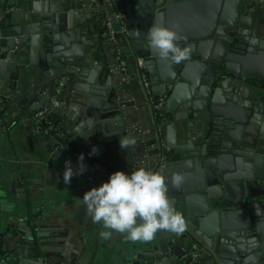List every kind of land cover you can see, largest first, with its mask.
Instances as JSON below:
<instances>
[{
  "label": "water",
  "instance_id": "1",
  "mask_svg": "<svg viewBox=\"0 0 264 264\" xmlns=\"http://www.w3.org/2000/svg\"><path fill=\"white\" fill-rule=\"evenodd\" d=\"M257 1L263 4V0ZM118 2L124 14V23L115 25L118 41L129 50L131 57L143 60L142 68L147 72L153 89L170 94L168 104L179 90H186L184 104L175 116V124L183 132V145L172 143L170 145L174 148L166 153L164 168L169 180L176 170L194 171L200 175L206 181L207 195L213 200V205L208 207L209 214L220 216L224 228L237 230L223 231L216 236L205 235L201 232L204 219L199 222L198 229L193 225V231L185 235L170 231L165 233L163 230L161 239L170 238L169 241L153 245L152 251H139V255H143L139 261L143 264H159L156 260L161 258L164 250L168 246H177L174 248L178 255L176 264H196L190 263L192 257L188 255L196 245L203 248L202 254L211 260L209 264H235L241 257L246 258L247 254L255 263L243 264H264V185L259 183L264 179V146L250 142L253 146L248 156L254 159L256 171L240 176L226 173L216 156L220 152V142L223 148L228 147L224 137L219 134L226 135L231 128L245 130L249 117L264 107V29L260 21L264 9L255 4L256 0ZM232 5H236L237 10L230 16L226 10ZM255 12L258 19L248 31L245 28ZM35 13L34 21L28 12L23 13L20 21L16 14L0 19V89L6 91L7 95L18 92L19 82L23 83V78L30 73L27 59L33 63L37 54L38 66L49 73L55 87L62 89L61 93L47 96L43 104L47 108L53 100L69 102V94L74 97V91L81 90L78 83L74 87L68 83L84 79L80 68L88 65L92 59L90 50L93 43L84 47L71 44L81 34V10L73 12L74 18L70 13L58 15L55 24L46 20L49 14L40 10H35ZM78 13L80 17L76 16ZM153 25L176 31L179 37L177 44L190 49L189 58L176 63L170 57H161L148 39L147 33ZM48 28L53 34L43 33ZM123 28L124 32L121 31ZM28 38L30 49L27 58L23 51ZM168 70H171L169 75ZM218 93L224 99L223 107L218 106ZM105 96L113 110L119 106L113 104L118 99L116 88L112 92H105ZM87 107L89 113L83 116V121L90 130H83L81 135H76L77 142L92 134L96 121L104 125L107 122L104 117L95 119L92 114L103 106L98 108L89 102ZM63 110V107H53L50 114L55 116L56 121L57 113ZM170 110V106L166 105L162 113ZM89 114L93 117L89 118ZM114 121L117 127H121L124 122L122 115H117ZM196 132H199V136L192 141L191 134ZM222 154H219L220 157ZM171 155H174L178 165L169 161ZM102 160L107 161L105 157ZM108 177L109 173H104L88 190L100 186ZM87 214L83 202L77 207L75 219L81 220ZM24 221L18 228L8 231V236L0 233V264H21L18 254L36 257L33 261L35 264H82L74 257L76 253L74 258L68 257L66 250L69 242L66 248L56 241L38 242L43 236L40 228L45 225L43 221L32 226L27 218ZM190 222L186 220L187 225ZM64 234L63 238L67 239L70 232ZM16 237L19 238L14 241ZM242 241L247 243L242 246ZM148 242L151 244L152 240ZM246 261H249L248 258ZM129 264L139 263L135 260Z\"/></svg>",
  "mask_w": 264,
  "mask_h": 264
},
{
  "label": "crops",
  "instance_id": "2",
  "mask_svg": "<svg viewBox=\"0 0 264 264\" xmlns=\"http://www.w3.org/2000/svg\"><path fill=\"white\" fill-rule=\"evenodd\" d=\"M255 4L264 9V0L263 4L258 3L257 0ZM235 6L232 5L226 10L230 16L236 13ZM120 7L118 0H97L91 5H85L81 0H0V19L16 14L20 21L23 13L28 12L34 21L35 10H40L49 14L46 20L55 24L58 15L70 13L74 18L73 12L81 10L83 21L81 34L71 41V44L84 47L93 43L90 50L92 59L87 63L88 65L80 68L84 79H76L68 83L73 87L78 83L81 90L74 91V97L69 94V102L53 100L47 107L50 112L53 107L64 108L62 113H57L56 121L55 116L50 114V117L60 125L72 143V147H68L67 150L55 149L54 140L39 132L30 117L31 113L45 109L43 104L46 103L48 95L62 91L55 87L49 73L38 66L37 54L34 56L33 63L27 59L30 73L26 74L22 81L27 86L20 81L18 92L12 95H7L6 91L0 89V92L7 95V98H0V233L8 236L7 232L24 224L25 218L32 222L31 226L38 221H43L45 225L40 227L43 236L38 239V242L56 241L62 246L69 242L66 250L68 257H75L82 264H129L135 260L143 264L139 261L143 258V255H139V251H152L153 245L170 239H161L163 230H160L155 234L151 244L148 241L127 240L125 234L121 233H114L111 239L104 240L99 237V232L103 230L102 224H94L89 213L81 220L75 219L77 207L83 203L84 193L95 180L104 173H108L105 171L106 168L110 171L131 172L138 167H146L168 177L169 199L184 215L185 220L191 221L186 231L180 233L182 235L193 231L191 227L193 225L198 229L202 219L204 220L201 232L205 235L216 236L223 231L237 232L233 230L234 228H224L225 224L220 216L209 214L208 207L213 205V200L207 195L206 181L200 175L194 171L176 170L172 175L179 174L184 179L181 185L175 186L169 180L165 165H161L162 151L157 150L160 138H164L168 151L174 148L170 145L172 143L183 145L181 141L183 132L181 127L175 124V116L180 112V106L184 104L186 90H179L168 104L167 99L170 94L154 90L151 80L149 88L145 86L143 76L148 77V74L139 66V58L131 57L129 50L123 44L109 40L105 34L106 12L110 11L116 21L122 8ZM76 16L80 17V13ZM257 19V12H255L245 29L250 31ZM260 21L264 29V13ZM43 33L53 34V31L48 28ZM25 42L26 49L24 48L23 52H26L25 55L28 58L29 38ZM118 50H121L127 65V81L125 82L123 81L125 74L116 70L119 62ZM168 71L169 75L171 70ZM113 88L117 89L118 99L111 101L115 103V106L119 104L114 110L105 96V92H112ZM221 95L218 93L220 104L216 105L223 107L225 103L223 104L224 99ZM67 96L66 93L65 97ZM150 96L164 97L165 104L162 110L166 108V105L171 108L169 112L164 113L165 117L161 121L154 116L155 113L149 101ZM89 102L98 108L104 107L93 111L92 114L96 117L95 119L104 117L107 122L104 125L95 120L96 125L92 134L77 142L76 135H81L83 130H90L87 123L83 121V116L89 113L87 109ZM117 115H122L124 122L121 127H117V122L114 121ZM91 117L93 116L90 115L89 118ZM249 118L245 130L231 128L228 134H219L224 137L228 147L223 148V143L220 142V152L216 156L226 173L240 176L256 171L254 159L251 160L248 153L253 146L250 142L264 146V107L254 112V115ZM198 133L191 134L192 141L198 138ZM125 135L136 139V143L127 149L121 148L119 143L120 137ZM93 147L97 149V152L90 155ZM81 153L84 154V162L88 165L87 170L83 174L74 175L70 183H65L63 180L65 161H71L72 167L77 169L78 157ZM221 153L223 154L220 157ZM86 155L97 162L87 161ZM103 157L107 161H103ZM175 159L174 155H171L169 161H174L173 164L178 165ZM259 183L264 185V179ZM57 226L60 228H56ZM53 227H55L54 230ZM69 232V237L64 239L66 235L64 233ZM19 237H16L14 241H17ZM244 243L247 242L242 241V246ZM175 247L177 246H168L156 263L176 264L178 255L174 251ZM74 253H76L75 256ZM18 257L22 260L21 264H35L33 261L36 257L24 254H18ZM183 258L184 256L180 260L182 261ZM247 258L249 261H246ZM191 261L190 263L196 264L211 263V260L207 256L205 258L202 253ZM243 263L255 262L247 254L246 258L241 257L235 262V264Z\"/></svg>",
  "mask_w": 264,
  "mask_h": 264
},
{
  "label": "clouds",
  "instance_id": "3",
  "mask_svg": "<svg viewBox=\"0 0 264 264\" xmlns=\"http://www.w3.org/2000/svg\"><path fill=\"white\" fill-rule=\"evenodd\" d=\"M147 35L151 46L161 57H170L176 63L189 58L190 49L177 44L178 34L171 28L153 25ZM119 143L121 148L127 149L136 143V139L125 135L120 137ZM96 152L97 149L93 147L90 155ZM78 160L77 169L72 167L71 161H65V183H70L74 175L87 170L83 153ZM183 179V176L176 174L171 177V183L179 186ZM167 180L168 177L159 171L138 167L131 172L114 171L100 186L86 191L82 200L92 222L102 224L99 237L109 240L114 233H121L130 241H149L160 230L176 234L186 231L184 215L169 199Z\"/></svg>",
  "mask_w": 264,
  "mask_h": 264
},
{
  "label": "built area",
  "instance_id": "4",
  "mask_svg": "<svg viewBox=\"0 0 264 264\" xmlns=\"http://www.w3.org/2000/svg\"><path fill=\"white\" fill-rule=\"evenodd\" d=\"M82 2H84V4H94L95 2H97V0H81ZM121 8V7H120ZM119 17H117L116 21H115V17L112 13H110V11L106 12L105 17H104V21H105V26H106V31L105 34L107 36V38L109 40L118 42V31L115 29V25L117 24H123L124 23V14H123V9L121 8L120 13L118 14ZM124 32V28L121 30ZM118 64L116 66V70L120 73H124V77H123V81H127V76H126V70H127V65L124 59V56L121 52V50H118ZM138 64L139 66L142 68L143 67V60L141 58L138 59ZM143 81L144 84L147 88H149L150 86V79L144 75L143 76ZM0 98H7V95L4 92H0ZM149 101L152 105V109L155 113V117H157V112L161 111L164 107L165 104V99L164 97H159V98H155L153 96L149 97ZM31 119L34 121V126L35 128L45 134L46 136L51 137L54 140V146L55 149L58 150H67L69 149L67 147V145L65 143H63L61 141L60 138H62L63 136H65V132L63 131V129L60 127V125H56L57 123L54 122L51 117H50V109H40L38 111H35L33 113L30 114ZM158 148L160 151H162V162L161 165H164L166 162V157H167V151H168V147L166 145V142L164 140V138H160V141L158 143ZM86 160L89 162H97L94 161L92 159V157H90L89 155H86ZM108 173H110L111 171L109 169L106 168V170ZM114 172V171H112ZM111 172V173H112ZM201 253H203V248L198 247V246H194L193 250L188 253V255H190L193 259H196Z\"/></svg>",
  "mask_w": 264,
  "mask_h": 264
},
{
  "label": "trees",
  "instance_id": "5",
  "mask_svg": "<svg viewBox=\"0 0 264 264\" xmlns=\"http://www.w3.org/2000/svg\"><path fill=\"white\" fill-rule=\"evenodd\" d=\"M164 117H165V116H164V114H162V112H160V111L157 112V120H158V121L163 120ZM56 125H59V124L57 123ZM60 139H61V141H62L63 143H65V144L67 145V147H72V143H70L69 138H68V136H67L66 133H65V136H63V137L60 138ZM111 172H112V171H111ZM111 172L109 173V175L111 174Z\"/></svg>",
  "mask_w": 264,
  "mask_h": 264
}]
</instances>
